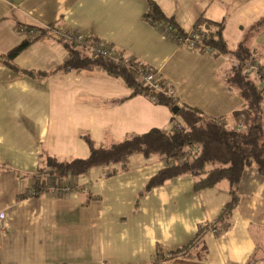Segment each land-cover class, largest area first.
Listing matches in <instances>:
<instances>
[{"label": "crops", "instance_id": "obj_1", "mask_svg": "<svg viewBox=\"0 0 264 264\" xmlns=\"http://www.w3.org/2000/svg\"><path fill=\"white\" fill-rule=\"evenodd\" d=\"M184 29L204 17L224 22L229 47L243 41L264 67V0H153ZM149 0H0V264H155L190 240L228 201L226 182L194 188L181 175L139 196L163 157L125 156L65 182L67 197L36 189L40 151L85 156L81 134L110 144L152 128L166 129L171 110L136 94L102 70H67L45 78L16 72L4 54L36 38L12 62L50 72L68 57L56 29L72 27L103 40L123 57L147 64L172 86L179 104L245 123L243 100L226 84L236 60L179 44L145 13ZM34 28V34L26 30ZM264 121V114H263ZM38 190V189H36ZM240 203L221 233L208 232L206 252L164 264H264V174L245 168Z\"/></svg>", "mask_w": 264, "mask_h": 264}, {"label": "trees", "instance_id": "obj_2", "mask_svg": "<svg viewBox=\"0 0 264 264\" xmlns=\"http://www.w3.org/2000/svg\"><path fill=\"white\" fill-rule=\"evenodd\" d=\"M145 16L157 25L168 26L180 37L189 33L172 17H167L155 1L149 0ZM190 31L194 38L202 43L203 51H215L236 60L226 78V84L232 91L238 92L243 100L245 127L235 129L226 126L222 118L213 117L201 111L179 104L175 96L165 92L164 83L160 90H152L138 77L140 69L150 66L143 62L122 59L112 60L104 56H94L78 45L63 42L68 51V59L50 72L20 69L12 60L36 38L23 40L3 56L4 61L16 72L30 77L45 78L50 73L67 70H102L106 74L119 78L131 88L129 96L143 94L154 102L167 106L172 116L166 129L152 128L147 132L131 134L110 144L95 141L89 134H81L88 146L85 156L59 157L46 151H40L39 164L35 172L36 189H41L48 177L67 180L78 176L93 167L119 163L123 157L142 154L145 157H163L164 165L147 179L139 196L154 187L165 184L168 180L181 175L194 177L196 190L218 186L226 182L228 201L211 222L201 225L193 237L181 246L169 251L167 255L158 252L161 259L152 263L164 264L178 257H199L206 252L205 236L208 232L221 233L232 223L234 210L240 203L239 183L248 166H255L264 174V88L261 86L262 73L246 74L243 69L246 62H256L250 48L240 41L234 48L229 47L223 31L224 22L199 16ZM99 39L89 35V39ZM103 44H106L102 40ZM204 46L207 49H204ZM123 57V56H122ZM262 70V65L260 64ZM153 70V69H152ZM155 71V70H153ZM177 106V111L172 110Z\"/></svg>", "mask_w": 264, "mask_h": 264}, {"label": "built area", "instance_id": "obj_3", "mask_svg": "<svg viewBox=\"0 0 264 264\" xmlns=\"http://www.w3.org/2000/svg\"><path fill=\"white\" fill-rule=\"evenodd\" d=\"M159 27L163 32H165L172 40L179 44H187L190 47L199 49L203 45L199 41H197L194 36L195 34L193 31L188 30V35L186 37H180L176 33L171 31V28L165 25H162L158 23L156 25ZM28 34H34L35 29L34 28H28L26 30ZM56 33L60 40L63 42H70L74 45L82 46L84 47L89 54L94 56H104L107 58H110L112 60H119L122 59L124 63L130 62V58L122 57L121 54L113 47L109 46L108 44H103L102 40L100 39H89L88 32L82 29H76L72 27H60L56 29ZM204 49L206 50L207 47L204 46ZM260 70V63L251 62L248 61L245 64V67L243 69L244 73L251 74L253 71ZM263 75V74H262ZM139 79L147 85L152 90H160L163 85L164 81L163 79L157 74L156 71H153L149 67L143 68L139 70L138 73ZM264 88V86L262 87ZM165 92L168 95L174 96V91L170 86L167 85V88L165 89ZM245 125L240 123L235 126V129H241L244 128ZM53 182H46L45 185L40 189H31L28 191V194L30 196H36L39 193L46 192L47 194L54 196V197H67L72 195L73 193L77 192L79 190L78 185L76 184H70L62 182L58 178H52ZM3 216L0 215V222L2 220Z\"/></svg>", "mask_w": 264, "mask_h": 264}, {"label": "rangeland", "instance_id": "obj_4", "mask_svg": "<svg viewBox=\"0 0 264 264\" xmlns=\"http://www.w3.org/2000/svg\"><path fill=\"white\" fill-rule=\"evenodd\" d=\"M263 75H262V81H261V86L263 87L264 86V67L262 66V70L260 69L259 70ZM257 71L255 70V71H253L251 74L253 75V74H255ZM170 86V85H169ZM170 88H172V86H170ZM172 90L174 91V89L172 88ZM175 96V95H174ZM52 178H56V177H48L47 179H46V182H53L52 181ZM62 182H65V180H63V179H60ZM45 182V183H46ZM223 182H225V181H223ZM45 183H44V185H45ZM65 183H70V184H76V183H74V182H65ZM43 185V186H44ZM76 185H78V184H76ZM78 187H79V185H78ZM38 190H40V189H38ZM79 191V190H78ZM44 193H46V192H44ZM47 194V193H46ZM49 195V194H48ZM51 196V195H50Z\"/></svg>", "mask_w": 264, "mask_h": 264}, {"label": "water", "instance_id": "obj_5", "mask_svg": "<svg viewBox=\"0 0 264 264\" xmlns=\"http://www.w3.org/2000/svg\"><path fill=\"white\" fill-rule=\"evenodd\" d=\"M172 111L175 113L177 111V106L174 107Z\"/></svg>", "mask_w": 264, "mask_h": 264}]
</instances>
